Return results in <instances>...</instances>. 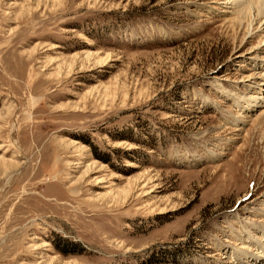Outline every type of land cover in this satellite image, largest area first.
<instances>
[{
	"label": "rangeland",
	"instance_id": "1",
	"mask_svg": "<svg viewBox=\"0 0 264 264\" xmlns=\"http://www.w3.org/2000/svg\"><path fill=\"white\" fill-rule=\"evenodd\" d=\"M263 8L0 0V264H264Z\"/></svg>",
	"mask_w": 264,
	"mask_h": 264
},
{
	"label": "bare ground",
	"instance_id": "2",
	"mask_svg": "<svg viewBox=\"0 0 264 264\" xmlns=\"http://www.w3.org/2000/svg\"><path fill=\"white\" fill-rule=\"evenodd\" d=\"M260 1H261V0H260ZM261 3H262V2H261ZM256 4H257V3H256ZM257 6H258V4H257ZM261 6H262V5H261ZM251 7H252V5H251ZM255 7H256V6H255ZM263 9H264V8H263ZM255 11H256V10H255ZM252 12H253V11H252ZM262 12H263V11H262ZM256 14H257V13H256ZM252 15H253V14H252ZM262 16L264 17V15H262ZM263 17H262V18H263ZM256 20H257V19H256ZM261 20H262V19H261ZM261 20H260V21H261ZM250 21H251V20L249 19L248 22L250 23ZM254 21H255V17H254ZM252 25H253V24H252ZM260 25H262V24H260ZM13 139H14V138H13ZM87 167H88V165H87V166L85 165V167H84L85 169H84V172L82 173V175H84V176H85L86 174H88V169H86ZM8 180H9V178H8ZM8 180H7V181H8Z\"/></svg>",
	"mask_w": 264,
	"mask_h": 264
}]
</instances>
